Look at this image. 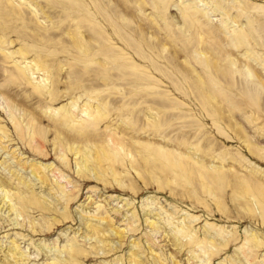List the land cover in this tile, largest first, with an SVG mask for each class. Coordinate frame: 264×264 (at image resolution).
<instances>
[{"label":"rangeland","instance_id":"1","mask_svg":"<svg viewBox=\"0 0 264 264\" xmlns=\"http://www.w3.org/2000/svg\"><path fill=\"white\" fill-rule=\"evenodd\" d=\"M0 102V264H264V0H0Z\"/></svg>","mask_w":264,"mask_h":264},{"label":"bare ground","instance_id":"2","mask_svg":"<svg viewBox=\"0 0 264 264\" xmlns=\"http://www.w3.org/2000/svg\"><path fill=\"white\" fill-rule=\"evenodd\" d=\"M155 6H156V4H155ZM157 7V6H156ZM159 7V6H158ZM187 7V6H186ZM193 9V8H192ZM191 9V10H192ZM196 12L195 11H193V13H191V14H188V16L190 15V16H194V17H197L196 16ZM241 35V34H240ZM245 38V37H244ZM245 40H246V38H245ZM235 41V43L237 44L238 43V45L240 44L241 45V43H243V42H245L243 39H242V37L240 38V37H238L237 39H235L234 40ZM30 68V67H29ZM36 68V67H35ZM30 70V69H29ZM29 73H31V72H29ZM250 74H252V72H250ZM33 75V77H35L34 75V73H31V76ZM32 78V77H31ZM36 79H37V77H35ZM35 82H36V80H35ZM45 83H46V81H44ZM42 83H43V78H42V80L40 79L39 81H38V84H41L42 85ZM41 85H40V88H41ZM46 85V84H45ZM38 86V85H37ZM43 86V85H42ZM48 87V86H47ZM43 88V87H42ZM44 89V88H43ZM42 90V89H41ZM49 91V90H48ZM52 92V91H51ZM48 93H50V91L48 92ZM45 94V93H44ZM51 94H53L54 95V93H51ZM50 94V95H51ZM52 96V95H51ZM57 96V95H56ZM52 98H54V96L52 97ZM57 98H58V96H57ZM56 98V99H57ZM0 105L1 106H4V105H6V104H4L3 102H0ZM7 106V105H6ZM5 107V106H4ZM6 108V107H5ZM51 109V108H50ZM65 109V108H64ZM71 109V108H70ZM98 109V108H97ZM99 109H101V108H99ZM65 111H67V110H65ZM68 112H70V111H68ZM68 112H66V114L68 113ZM71 112H72V110H71ZM101 111L100 110H98V113H100ZM64 113V112H63ZM87 113V112H86ZM86 113H85V116H87L86 115ZM103 113V112H102ZM66 114H64L65 116H66ZM74 114V113H73ZM89 114V113H88ZM69 116V115H68ZM83 116V115H82ZM89 116V115H88ZM82 118V117H81ZM81 122V121H80ZM70 123V122H69ZM32 125V124H31ZM72 125V124H71ZM19 127V126H18ZM32 129V128H31ZM68 132V131H67ZM76 132V131H75ZM32 133V132H31ZM65 133V132H64ZM82 133V132H81ZM81 133H80V136H81ZM83 135L84 134H87V133H82ZM83 135H82V137H83ZM6 137V136H5ZM86 137V136H85ZM84 137V138H85ZM1 139V138H0ZM76 139V138H75ZM81 139V138H80ZM72 140V139H71ZM74 140V139H73ZM111 140V139H110ZM37 141V140H36ZM87 141V140H86ZM85 141V142H86ZM112 141V140H111ZM38 142V141H37ZM88 142V141H87ZM89 142H91V141H89ZM89 142H88V144H89ZM94 141H92V143H93ZM104 142V141H103ZM114 144L116 143V142H114V140L112 141ZM73 143V142H72ZM96 143V142H95ZM95 143H93L94 145H96ZM86 144V143H85ZM91 144V143H90ZM93 145V146H94ZM97 145H99V144H97ZM96 145V146H97ZM102 145V144H101ZM105 145V144H104ZM103 145V146H104ZM116 145H117V143H116ZM90 146V145H89ZM115 146V145H114ZM79 147H82L81 145L79 146ZM78 147V148H79ZM84 147H86V146H84ZM83 147V148H84ZM91 147V146H90ZM116 147V146H115ZM114 147V148H115ZM72 148V147H71ZM77 148V149H78ZM82 148V149H83ZM106 148H107V146H106ZM105 147H96V150L95 149H93V150H95V158H94V161H95V164L94 163H90L89 162V160H87V161H85V162H83L84 163V165H83V169L84 170H88L89 169V166L91 165L92 167H93V171H95L96 170V168L95 167H100L101 168V166H103V164H102V162L104 161V160H102V159H104V158H106L107 156H108V154H107V149H106ZM80 149V148H79ZM88 149V148H87ZM113 149V148H112ZM76 152L78 151V150H75ZM83 151H86V149L84 150H82L81 151V154H82V152ZM92 151V150H91ZM88 152H89V150H88ZM78 153H80V152H78ZM91 153V152H90ZM90 153H89V155H90ZM109 153H110V151H109ZM84 154H85V152H84ZM86 154H87V152H86ZM85 156V155H84ZM88 156V155H87ZM110 156V155H109ZM104 157V158H103ZM87 158H89V157H87ZM107 158H110V157H107ZM105 162V161H104ZM27 163V162H26ZM96 165V166H95ZM112 165V164H111ZM23 167H24V165H23ZM29 168H30V171H31V173L35 176V177H37V178H41V179H43V176H41V172H40V169H39V167H37V164L36 165H34V164H30V166H29ZM51 168V167H50ZM24 169H26V167H24ZM27 171V170H26ZM56 171H59V170H56ZM83 171V170H82ZM51 172V171H50ZM84 173H85V171H84ZM92 173V172H91ZM54 174V177L55 178H57L58 179V186H62V189H63V191H66L67 190V195H69V196H71L72 194H73V192H74V189H75V187H72L71 188V182L70 181H67L66 180V177H64L63 175L62 176H58L57 175V173L55 172V173H53ZM95 174V173H94ZM100 174V173H99ZM99 174H95V176L97 177V179L98 178H100V180H102V178H103V176H102V174L101 175H99ZM42 175H43V172H42ZM45 175V174H44ZM216 178H219V177H222V178H225V174L223 173V172H221V171H219V172H216ZM33 176V177H34ZM219 176V177H218ZM46 177H48L47 175H45V178ZM215 179V178H214ZM56 180V179H55ZM48 181V180H47ZM11 182V181H10ZM10 184H12V183H9V180L7 181V180H5L3 177H0V186H3V187H10ZM23 184H26L24 181H23ZM30 184V183H29ZM248 181L245 179V178H242V180H241V185H242V188L246 191V192H248V193H250L249 191H250V188H249V186H248ZM12 188V187H11ZM11 188H6V189H11ZM10 191V190H9ZM245 193V192H244ZM22 194V193H21ZM262 196L264 197V191L262 192ZM15 197V196H14ZM18 201L20 202V206H21V208H25V206H26V204H27V201L28 200H26V198H24V197H22V195H20V193L18 194ZM16 197V198H17ZM90 198H88L87 200H89ZM15 200V199H14ZM71 201V200H70ZM11 202H13V196L11 195V193H9L7 190H6V193L4 194V196H3V200H2V203H4V204H6V205H9L8 207H10L12 210H14L16 207V205H13L12 206V204L13 203H11ZM29 203H31V204H35V205H37V206H39L40 208H42L43 206H42V202H41V200H39V199H36L34 196L33 197H31L30 199H29ZM91 202H89L88 204H90ZM4 204H3V206H4ZM17 204V203H16ZM68 204V203H67ZM18 209V208H17ZM264 217V216H263ZM88 218H90V217H88ZM98 220L99 221H101V222H108L109 220H108V218L107 217H101V216H98ZM87 222V221H86ZM88 223V222H87ZM149 223L151 224V225H153V226H155L158 222L156 221V220H149ZM100 225V224H99ZM158 225V224H157ZM101 226V225H100ZM87 228H88V230H90V232H93V234H99V233H101V231H102V229H100L101 227H97L96 225H93L92 223H91V221L87 224ZM112 228V229H111ZM110 229H111V233H113L114 235H116L117 237H118V240L119 241H121L122 242V240H124V238L126 237V231H127V227L126 228H123V229H121V230H119V229H117V228H115V227H111ZM186 233V232H185ZM251 238H253V241H255V245L258 247H263L264 246V242L263 241H261V242H259L258 240H259V238H258V235H256V234H253L252 236H251ZM250 238V239H251ZM235 239H237V238H235ZM102 240V239H101ZM262 240V239H261ZM102 241H104V240H102ZM195 241V240H194ZM193 240L192 241H187V242H182V246H185L186 247V245H189V247H191L194 243H196V242H194ZM227 243H226V245H228L229 244V242H230V240H227L226 241ZM251 242V241H250ZM15 245V244H14ZM226 245H225V247H224V249L226 248ZM16 246V245H15ZM17 247H20V246H17ZM150 247V246H149ZM137 248V247H136ZM136 248H133L132 250H131V252H130V254H131V259L133 260V263H135V264H139V263H141V260L138 262L137 260L138 259H141L142 257L140 256V254L138 255V254H136V251H135V249ZM264 248V247H263ZM116 249H117V247H116ZM150 249H151V251H152V253H154V249H153V247H150ZM112 250H113V248H112ZM10 252L12 253V256L11 255H6V257H5V259L8 261V260H10V258L11 257H14V258H17L16 257V252H15V249L13 248V249H11L10 250ZM86 253H87V251L86 250H84V249H80L78 246H76V245H73V244H70V246H69V259L68 260H66V258H65V262H64V259L63 260H59V261H57V260H54V262L52 263V264H74V263H78V261L77 260H79V259H82L83 258V254H85V257L84 258H86V259H88V255H86ZM252 254L251 255H249L246 251L244 252V257L247 259V261L248 262H250V263H252V261H253V259H254V257H255V252L253 253V252H251ZM192 254H194L195 255V252H192ZM18 255V254H17ZM157 255V254H156ZM215 255V254H214ZM154 257V256H153ZM196 257H197V254H196ZM157 259H155V261H156ZM161 260V259H160ZM20 261H21V259H19V260H16V263L15 264H20ZM161 264H164V262L161 260ZM173 264H180L179 262H177V261H174V263ZM190 264H194V263H190Z\"/></svg>","mask_w":264,"mask_h":264}]
</instances>
